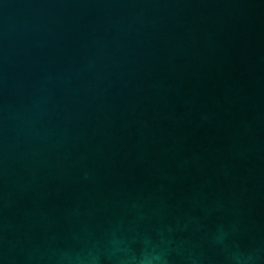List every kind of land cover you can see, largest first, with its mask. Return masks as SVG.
<instances>
[{
	"label": "water",
	"instance_id": "obj_1",
	"mask_svg": "<svg viewBox=\"0 0 264 264\" xmlns=\"http://www.w3.org/2000/svg\"><path fill=\"white\" fill-rule=\"evenodd\" d=\"M0 264H264V0H0Z\"/></svg>",
	"mask_w": 264,
	"mask_h": 264
}]
</instances>
